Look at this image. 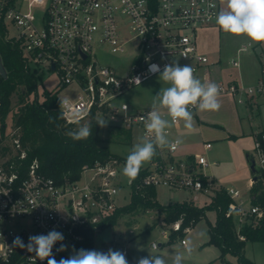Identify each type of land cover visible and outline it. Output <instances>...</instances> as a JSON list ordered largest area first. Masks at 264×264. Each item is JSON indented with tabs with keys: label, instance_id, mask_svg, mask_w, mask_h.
<instances>
[{
	"label": "built area",
	"instance_id": "obj_1",
	"mask_svg": "<svg viewBox=\"0 0 264 264\" xmlns=\"http://www.w3.org/2000/svg\"><path fill=\"white\" fill-rule=\"evenodd\" d=\"M213 3L215 8L209 6ZM219 10V0H0V23L3 40L20 52L28 72L37 75L36 70L42 67V71L59 77L54 90L72 87L60 103L66 123L86 122L94 111L97 119L108 120L107 125L138 128L151 139L144 126L151 107H131L118 101L123 93L155 75L148 72L150 63L160 65L161 70L174 61L180 66L192 65L196 78L203 83H216L220 94H230L239 103L264 99V60L254 84L212 80L207 69L211 59L198 46L197 30L213 25ZM245 49V45L240 48ZM107 51L125 57L127 63H102L100 55ZM231 64L240 66L237 59H232ZM161 115L171 119L166 109H161ZM172 126L166 134L175 141L180 138ZM2 142L0 264H46V260L40 261L34 254L12 245L17 236L27 244L29 236L47 234L53 229L65 237L68 248L63 252L73 254V246L83 237L82 231L112 214L118 207L122 185L133 184V179L122 180L117 158L85 165L82 173H87V177L81 173L76 180L58 183L40 170L37 159L25 171L20 170L17 159H24L26 151L18 136L13 135L8 144ZM179 146L158 148L153 166L146 168L140 184L162 183L213 194L224 189L240 239H245L243 227L255 228L264 223V128L257 131L249 156L251 175L246 190L224 186L206 175L204 169L211 162L203 153L178 158ZM211 147L212 142H204L205 150ZM180 223L178 220L170 228L180 230ZM180 242L186 245L187 239L182 236ZM59 246H54L53 254L62 253L56 251Z\"/></svg>",
	"mask_w": 264,
	"mask_h": 264
},
{
	"label": "trees",
	"instance_id": "obj_2",
	"mask_svg": "<svg viewBox=\"0 0 264 264\" xmlns=\"http://www.w3.org/2000/svg\"><path fill=\"white\" fill-rule=\"evenodd\" d=\"M2 28L0 23V54L8 77L4 79L0 75V100L2 101L0 108L2 138L0 142L4 139L5 119L12 109V95L19 90V87H23L24 92L18 91V99L21 104L13 113V120L17 128L15 136L19 137L26 151L24 159H17L20 170L25 171L27 166L37 159L43 173L54 178L58 183H62L66 180L72 181L80 178L84 166L92 165L97 160L123 159L112 153L102 143L103 138L100 134L102 128L97 125L99 119L95 117L94 111L85 123L92 128V135L80 141H74L70 137L69 133L81 123H66L60 110V91L44 89L41 99L38 98L37 86L40 76L26 70L20 52L3 40ZM113 127L126 130L131 136L130 129ZM3 148L8 149L7 146ZM126 158H124L125 161ZM146 173L147 169L142 167L137 177L133 179L132 196L128 204L117 207L105 219L82 231V239L75 243L76 250L94 249L96 232L115 224L121 214L134 211L138 205L162 210L165 213L163 216L164 225L181 221L180 230L170 228L169 241L178 234L184 236L185 228L193 227L201 218L206 217L208 210L215 209L217 219L213 224L208 222L209 239L206 244L219 248V259L222 261H224L225 255L230 253L237 257L238 264H257L248 259L243 250L246 241L264 240V223L255 228L243 227L241 233L245 239H240L228 208L229 197L224 189L215 190L211 203L201 207L191 201L162 205L157 200L155 186L140 184V179ZM54 256L58 261L61 257H69L70 254L62 252L54 254Z\"/></svg>",
	"mask_w": 264,
	"mask_h": 264
},
{
	"label": "rangeland",
	"instance_id": "obj_3",
	"mask_svg": "<svg viewBox=\"0 0 264 264\" xmlns=\"http://www.w3.org/2000/svg\"><path fill=\"white\" fill-rule=\"evenodd\" d=\"M11 31L15 32V29L11 28ZM219 42L221 44L220 48L222 49V64L220 68H211V72L216 73V69L217 73L227 75L229 71H233L234 66L230 64L231 61L229 63L233 52L226 46L225 37L222 36L221 39H219L216 30H210L206 27L199 28L197 30L198 46L203 49V52L210 56L211 60L216 58L215 50L218 49ZM207 46H211L212 51L208 50ZM247 49L249 50L247 53L252 52L251 47L249 48V46H247ZM242 53H246V51ZM100 57L101 62L106 64L118 66L120 63H127L125 57H121L120 55H116L108 51L102 53ZM41 69L42 67L36 70V74L40 76L37 86V94L40 99L44 89H56L59 81L57 74L54 72L47 73ZM167 86V84L159 80V74L157 73L140 85H137L123 93L119 96L118 101H125L131 107H151L154 95L159 92L161 87ZM71 88L69 87L67 89L60 90L59 96L61 98L66 96ZM18 91L24 92V88L19 87ZM18 91H16L11 98L12 109L5 119L4 139L2 143L8 144V142L11 141V137L15 135L17 130L13 120V113L21 104L18 99ZM231 109L233 110V108ZM236 110L237 115L234 116L232 112L230 113L229 108H226V115L231 114L232 119L235 120V124L238 123L246 130L251 127L250 124L254 125V123L259 121L261 126L264 128V103L260 105V109L255 110L252 109L250 105L246 103H239L236 100ZM86 122H83L80 125H85ZM100 134L103 138L102 143L106 145L112 153L123 158L118 159L120 162L119 166L121 167V172L126 162L124 158L128 156L132 147L141 140L147 139L143 131L138 128L131 130L130 136L128 131L121 130L110 125L102 128ZM0 137L2 138L1 122ZM196 144L199 148L198 152L203 153L210 162H218L217 164L209 165L204 169L206 175L218 179L219 175L225 172L232 165V157L229 155L225 156L224 152L222 153L217 151L215 141H212V147L208 150L203 149V140ZM152 166L153 158L144 163L142 167L152 168ZM82 175L83 177H87L88 174L83 172ZM127 178L128 177L124 176L122 173V180L126 181ZM223 184L226 186L233 185L237 187H245V183L239 184L232 183L231 181H225ZM155 188L157 200L162 205L191 201L196 206L201 207L210 204L213 196V192H191L186 188H172L162 183L156 185ZM131 196L132 184L128 185L124 183L120 189L117 201L118 207L128 204L131 200ZM164 214L165 213L160 209L146 208L142 205H138L134 211L121 214L115 224L97 231L94 238V249L104 252H106L109 248L123 251L126 254L129 264H135L136 259L139 257L149 255V249L152 250V254L154 255H164L168 258L167 254L169 250L183 253L185 247L190 243L193 251L190 257H186L184 264H223V262H226L227 264H238L237 257L235 255L228 253L225 255L224 261H222L219 259V248L215 245L206 244L209 239L208 222L213 224L217 219V211L215 209L208 210L206 217L201 218L188 230V232L184 234V237L187 239L186 245H183L180 242L181 237L183 236L181 234H178L174 239L169 241L168 235L170 234V225H164ZM153 242L160 244L158 249H152ZM243 253L253 262L257 264H264V240L246 241Z\"/></svg>",
	"mask_w": 264,
	"mask_h": 264
},
{
	"label": "clouds",
	"instance_id": "obj_4",
	"mask_svg": "<svg viewBox=\"0 0 264 264\" xmlns=\"http://www.w3.org/2000/svg\"><path fill=\"white\" fill-rule=\"evenodd\" d=\"M222 7L215 13V23L226 33L246 36L250 42H264V0H222ZM212 8L216 5L210 4ZM212 17H209L211 19ZM150 74H159V80L167 84L161 87L154 95L153 104L144 118L146 133L151 139H144L136 143L126 158L122 169L124 176L134 179L139 174L144 163L150 161L157 149L168 147L174 149L182 140H169L166 129L174 122L183 121L186 129L194 128V117L191 109L199 111H218L221 108L219 95L221 89L216 83H203L194 76L195 69L192 65L180 66L178 62L165 64L163 70L160 65L150 63ZM140 83L139 78L136 79ZM60 103H63L61 101ZM161 109H166L171 119L161 115ZM108 120L101 119L97 125L107 127ZM74 141L87 139L92 135L89 125H79L69 133ZM64 235L55 229L47 234L31 235L27 244L21 237L13 240L12 247L20 248L34 254L40 261L47 264H129L126 254L120 250L109 248L106 252L95 249H79L73 246V254L56 260L53 254L54 246L59 243L57 252L66 251L68 245L64 243ZM158 244H153L152 249H158ZM193 248L189 243L183 253L169 250L166 258L164 255L152 254L139 257L135 264H184L186 257H190Z\"/></svg>",
	"mask_w": 264,
	"mask_h": 264
},
{
	"label": "crops",
	"instance_id": "obj_5",
	"mask_svg": "<svg viewBox=\"0 0 264 264\" xmlns=\"http://www.w3.org/2000/svg\"><path fill=\"white\" fill-rule=\"evenodd\" d=\"M219 5L220 8L223 6L222 0H219ZM206 28L216 30L219 39H221L222 36L225 37L226 46L233 52L231 59H237L240 63L239 67L232 64L234 69L233 71H229L227 75L217 73L216 69V73L211 72V68H220L222 64V49L220 48L221 44L219 42V47L215 50L216 58L211 60V63L207 67L212 80H224L227 82L236 81L245 85L254 84L259 78L260 64L264 60V42H250L246 36H237L226 33L216 23L207 26ZM243 45L246 46V49L240 50ZM247 46H249V48L251 47L252 52L247 53V51H249ZM207 49L211 50V46H207ZM244 51H246V53H242ZM231 59L229 60V63ZM218 99L221 103V108L218 111H199L196 109L193 112V129H186L183 126V121H179L177 126H172L173 133L182 140V143L176 152V156L178 158H187L196 153H201L198 152L199 148L196 143L201 140L204 142L215 141L217 151L224 152L225 156L229 155L232 157V165L225 172L221 173L218 179L215 177L212 178L215 182L218 181L222 185H224L223 182L225 181L239 184L245 183L244 188L238 187L245 190L248 186L251 173L249 170V156L254 147L256 133L263 129V127L259 121L254 123V125L250 124L251 127L246 130L238 123L235 124V120L232 119L231 114L226 115V108H229L230 113L232 112L234 116L237 115L236 99L234 96L230 94H220ZM263 103L264 99L259 98L248 105H250L252 109L258 110ZM231 108H233V110ZM217 163L218 162L216 161H212L210 165H215Z\"/></svg>",
	"mask_w": 264,
	"mask_h": 264
},
{
	"label": "water",
	"instance_id": "obj_6",
	"mask_svg": "<svg viewBox=\"0 0 264 264\" xmlns=\"http://www.w3.org/2000/svg\"><path fill=\"white\" fill-rule=\"evenodd\" d=\"M52 67L54 68V64L52 65ZM0 75L2 78L6 79L8 77V73H7V70H6V67L3 63V60H2V56L0 54ZM251 170L253 171L254 170V166L253 164L251 165ZM255 179V178H254Z\"/></svg>",
	"mask_w": 264,
	"mask_h": 264
}]
</instances>
